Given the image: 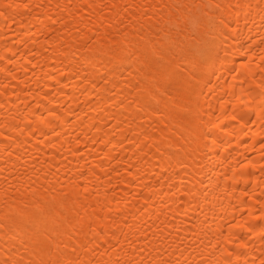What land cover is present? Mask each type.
<instances>
[{"label": "bare ground", "instance_id": "bare-ground-1", "mask_svg": "<svg viewBox=\"0 0 264 264\" xmlns=\"http://www.w3.org/2000/svg\"><path fill=\"white\" fill-rule=\"evenodd\" d=\"M0 264H264V0H0Z\"/></svg>", "mask_w": 264, "mask_h": 264}]
</instances>
